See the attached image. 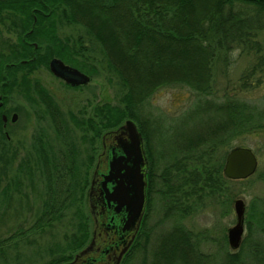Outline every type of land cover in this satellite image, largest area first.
Listing matches in <instances>:
<instances>
[{"label": "trees", "instance_id": "obj_1", "mask_svg": "<svg viewBox=\"0 0 264 264\" xmlns=\"http://www.w3.org/2000/svg\"><path fill=\"white\" fill-rule=\"evenodd\" d=\"M47 1V6L43 0L23 2L31 5L22 10L24 17L31 20L32 7H41L34 25H18L19 33L33 36L29 40H36L39 48H33L34 44L19 48L25 44L23 37L10 45L4 64H15L0 73V80L9 84L8 94L24 84L27 87L20 90L29 98L32 71L41 64L48 67L53 56L83 69L75 56L92 59L95 50L85 41L97 42L109 68L120 78L122 94L119 104H97L94 117L73 118L85 131L83 138L95 143L103 133L118 129L128 119L134 120L152 163L148 170L149 203L159 202L176 215L187 213L184 204L196 195L201 198L206 192L216 194L224 181L232 180L224 174L228 147L241 135L264 133V100L255 102L242 96L264 84V37H260L264 33V0ZM63 22L83 26L84 33L73 42L64 40L58 29ZM33 27V32H28ZM235 49L252 60L242 71L234 91L227 88L220 95L215 85V65L224 53L222 61L227 66ZM32 50L37 51L38 57L33 58ZM34 84L43 101L54 100L40 82ZM178 84L195 92L192 105L178 117L156 115L150 103L153 94L163 86ZM56 107L57 112H50L63 147H56L53 153L39 148L46 198L32 229H43L69 214L73 225L66 234V248L57 250L47 264L71 260L75 251L90 242L85 197L97 155L92 146L83 159L73 128L55 118L56 113H62ZM87 130L93 132V137L87 136ZM246 224L247 233L239 249L224 247L215 254L202 249L201 233L180 223L160 235L151 247V228L144 224L122 264L133 263L139 253L142 255L138 264H264V197L254 199ZM23 233L19 230L0 240V254Z\"/></svg>", "mask_w": 264, "mask_h": 264}, {"label": "rangeland", "instance_id": "obj_2", "mask_svg": "<svg viewBox=\"0 0 264 264\" xmlns=\"http://www.w3.org/2000/svg\"><path fill=\"white\" fill-rule=\"evenodd\" d=\"M58 29L61 38L70 42L77 39V35L84 33L83 26L65 22L60 24ZM11 30L14 33H19L18 26L0 24V37L3 33H13ZM260 37H264L263 32ZM16 41L17 37H4L5 54L9 53L10 45L17 43ZM85 43L95 50L91 53L92 59L73 55L76 62L82 66L81 70L91 77L89 83L72 87L73 85H68L69 83H65L64 79L63 81L56 77L50 67L45 64L38 65V68L36 67L30 76L34 78L32 83L40 82L57 99L58 108L63 115L59 114L64 118V120L62 118L58 121L73 128L76 135L74 141L77 143L83 159L87 158L92 146L93 149L96 148L97 155L91 168L90 184L85 197V207L90 215L91 241L95 224L91 212L89 191L98 155L103 149L102 138L105 133L95 140V143H92L91 139L83 138L85 131L77 125L74 119L82 120L89 116L94 117V109L97 104L105 102L119 104L123 86L118 74L109 68L100 44L89 43L87 40ZM223 56L224 53L217 59L215 65V85L220 95L227 88L234 91L242 71L250 65L252 60L240 49H235L230 54L232 61L230 60L231 62L226 66L225 61H222ZM64 61L74 66L69 60L64 59ZM20 89L18 86L14 87L9 92L7 100V107L11 110L10 116L16 112L18 117L15 122H11L4 128L2 137L0 133V240L14 235L19 230L24 233L0 254V264H47L53 259V255L57 254V250L66 248V234L73 222L72 214H69L64 220L54 221L43 229H32L41 214L46 198V178L42 173L41 163H39V148L41 146L47 152L53 153L56 147L57 150H61L63 146L61 135L59 136L56 129V122L50 110L40 103V97L36 90L30 87L28 98ZM242 96L255 102L263 101L264 84L243 93ZM194 100L195 92L186 85L178 84L159 88L151 97L150 103L156 115L174 118L188 109ZM86 134L93 137L91 130H87ZM3 141L4 147H1ZM235 146H247L254 150L259 159L257 172L247 179L224 181L216 194L206 192L201 198L196 195L184 204L187 213L181 215L173 214L174 210L172 209H169L168 215H165L166 208L155 201L149 210L147 221L151 227V247L155 245L154 243L160 235L167 232L176 223H180L194 233L203 235L201 247L205 252L215 254L224 247L227 250L232 249L228 241V231L237 222L234 201L238 198L245 200L247 215L254 199L264 197V133L253 132L241 135L231 143L228 151ZM151 167L150 160L149 170ZM225 237H227L228 245H226ZM81 250L75 251L72 259ZM141 255L137 254L131 264H138Z\"/></svg>", "mask_w": 264, "mask_h": 264}, {"label": "water", "instance_id": "obj_3", "mask_svg": "<svg viewBox=\"0 0 264 264\" xmlns=\"http://www.w3.org/2000/svg\"><path fill=\"white\" fill-rule=\"evenodd\" d=\"M51 71L73 86L90 82L91 77L60 58L50 62ZM14 115L13 120H16ZM105 152L100 155L90 191L91 212L96 219L94 235L73 261L64 264H120L131 247L147 205V167L143 136L132 119L104 134ZM259 159L247 146H235L226 157L224 173L241 180L254 175ZM236 224L228 231L232 249L240 248L246 230V203L234 201Z\"/></svg>", "mask_w": 264, "mask_h": 264}, {"label": "flooded vegetation", "instance_id": "obj_4", "mask_svg": "<svg viewBox=\"0 0 264 264\" xmlns=\"http://www.w3.org/2000/svg\"><path fill=\"white\" fill-rule=\"evenodd\" d=\"M0 2H1V4H0V24L1 25H8V26H18L19 25V26H23V25L29 24V23H31L32 25H34V23L36 21H38L39 11L41 10V7H38V6H33L32 7V10L34 12L31 13V15H32V20H31L29 17H24V14L22 12V10H24L26 8H29L31 6L29 3H26V4L23 3L24 0H0ZM34 3L39 4L37 1H35ZM43 3H44L43 4L44 6H47L48 1L47 0H43ZM17 10H21V12H17ZM33 30H34V27L32 29H30L28 32H33ZM7 31H8V29H7ZM11 32H13V30H11ZM4 37H17V41H16L17 43H19L18 38L19 37H23V41L25 42V44L19 45V48H22L23 46H26V47L29 48L30 46L32 47L31 44H34L33 45V48H35V49H38L39 48V44H38V42L36 40H29V37H33L31 35L14 33V32L13 33H10V34L9 33L8 34L7 33H3L2 36L0 37V39H1V41H0V73H3V74H4V70L7 71V66L8 65L15 64V62L9 63L7 61H5V64H4V54H5L4 53ZM17 47H18V45H17ZM32 52H33V55H34L33 58L38 57L37 51H35V50L33 51L32 50ZM53 58H60L61 60L64 61L63 58H61L59 56H55V57H52L50 59V62H51V60ZM64 63L65 64H68L65 61H64ZM49 67H50V63H49ZM15 70H17L18 72H21V69H15ZM35 70H36V68L33 71H35ZM81 71L84 72L83 70H81ZM84 73H86V72H84ZM56 77H58V76H56ZM58 78L61 79V80H63L60 77H58ZM64 82L67 83L66 81H64ZM8 85L9 84H8L7 80H0V133H1V137L4 135V128H6L11 122H15L16 121V120L15 121L13 120L14 115L16 114L17 117H18V114L16 112H14L10 116L11 110L7 107V100H8V95H9L7 93L8 87H9ZM35 85L36 84L31 83L30 84V87H32V89L35 90L36 89V86ZM68 85L72 86L71 84H68ZM25 86L27 87V85H24V84L22 85V87H25ZM72 87H78V86H72ZM50 94H52L51 91H50ZM39 101H40V103L42 105L45 106L46 109L47 108L49 110L52 109V110H54V111L57 112V107L56 106H58V102H57V99L55 97H54V100L53 101L50 100L48 103L45 102V101H43L41 98H39ZM100 104H102V103H100ZM61 114L56 113L54 116H55L56 119H61L62 120V118H63L62 115L63 114L62 115ZM17 117H16V119H17ZM54 121H55V119H54ZM139 130H140V128H139ZM140 132H141V130H140ZM6 135H7V137H9L8 132H6ZM142 136H143V134H142ZM102 144H103V149H102V152L98 155L97 165L95 167V170H96V168L98 166V163H99V160H100V155H102L105 152L104 137L102 138ZM143 144H144V150H145V154H146V158H147V162H148V167H147V177H148V170H149V161H150V158L148 156V151H147V146H146V141L144 139V136H143ZM1 147H4V141L1 142ZM94 174H95V171H94ZM94 174H93V178H94ZM93 178H92V181H93ZM92 181H91V186H92ZM90 191H91V189H90ZM90 191H89V194H90ZM149 199H151V192H149V180H148V185H147V205H146V209H145V212H144V215H143L141 224H140V228H139V230H138V232L136 234V237H135V239H134L131 247L133 246V244H135V241H136L138 235L144 229V224H146V228H147V225H148L147 221H148V218H149V210H151V207L153 205V202H152V204L149 203ZM168 212H169V207L166 208L165 215H168ZM92 216H93V219H94V224H95L94 230H95L96 229V226H97V223H96V219H95V217H94L93 214H92ZM148 228H151V227L148 225ZM150 234H151V232H150ZM93 235H94V233H93ZM145 236H146V234H145ZM130 248H129V250H130ZM127 252L124 254V256H123L120 264H122L123 259L126 256ZM73 260L74 259L69 260V261H67L65 263L71 262Z\"/></svg>", "mask_w": 264, "mask_h": 264}]
</instances>
